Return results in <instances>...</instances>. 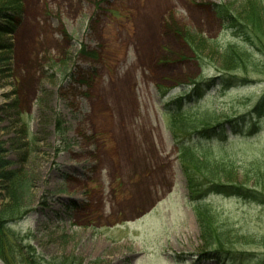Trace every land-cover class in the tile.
Here are the masks:
<instances>
[{"label": "rangeland", "instance_id": "rangeland-1", "mask_svg": "<svg viewBox=\"0 0 264 264\" xmlns=\"http://www.w3.org/2000/svg\"><path fill=\"white\" fill-rule=\"evenodd\" d=\"M10 1L0 0V159L32 188L11 201L0 182V264H222L204 255L163 104L217 75L220 46L239 41L216 9L239 12L242 0ZM11 11L14 30L1 18ZM249 77L260 84L214 88L184 118L228 134L247 118L225 148L232 183L251 189L253 171L264 175V118H251L264 74ZM207 203L240 237L264 239L263 206ZM262 245L234 248L261 255Z\"/></svg>", "mask_w": 264, "mask_h": 264}, {"label": "trees", "instance_id": "trees-1", "mask_svg": "<svg viewBox=\"0 0 264 264\" xmlns=\"http://www.w3.org/2000/svg\"><path fill=\"white\" fill-rule=\"evenodd\" d=\"M242 2L245 6L241 7L242 9L239 8V12L232 3L216 9L222 22L227 24L228 28L236 29L233 34L239 41L238 44L228 43L220 46V52L217 54L221 58L222 65L218 68L217 75L202 81H194L189 90L173 95L171 98L167 97L163 108L164 114L170 118V130L178 139L176 141L178 159L185 172L190 201L195 207L196 221L206 249L204 255L213 257L222 264H234L240 261L264 264V254L256 255L234 248L236 244L255 245L258 242H263L262 246H264V239L257 240L250 236L240 237L207 203L208 199L215 195L242 199L264 207V175L253 171V179L249 178V182L254 180L256 183L251 189L246 184L234 185L232 172L238 168L226 154L225 146H230L231 138H242L247 134L248 125L245 122L247 118L242 122L238 120L239 122L231 124L229 134L224 124L215 122V125L199 129L193 121L184 118L194 108L199 107L203 96L214 88L226 91L240 85L260 84L259 81L250 79L249 76L264 74V64H259L264 62V0H242ZM17 3L20 4L21 0L9 3V6L14 8ZM21 12L20 9V15ZM20 15L18 12L16 14L11 11L9 14H3L1 18L9 28L14 30ZM254 53H258L263 60L256 62L253 57ZM80 54L92 60L99 59L97 54L87 53L85 50H82ZM79 82L85 85L87 83L85 76ZM169 93L165 91L163 94L167 96ZM251 118L258 120L264 118V95L254 107ZM209 119L210 117H207L204 124ZM253 127L255 128V125ZM217 147L223 148V152L219 155L214 153ZM2 154L3 151L0 150V157ZM10 166V161L0 159V182L6 185L5 188L10 193L8 198L11 201L24 200L23 198L28 196L32 188L31 182L26 171L14 169L10 171ZM239 168L247 170L246 167ZM223 178L230 183L222 184ZM8 237L7 233L0 231V242H6L5 239L7 240ZM241 241L243 243H240ZM33 264H35L34 261Z\"/></svg>", "mask_w": 264, "mask_h": 264}]
</instances>
